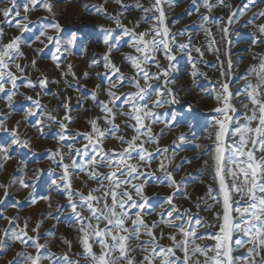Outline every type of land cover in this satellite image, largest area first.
Wrapping results in <instances>:
<instances>
[{
	"label": "snow or ice",
	"instance_id": "6c2138e0",
	"mask_svg": "<svg viewBox=\"0 0 264 264\" xmlns=\"http://www.w3.org/2000/svg\"><path fill=\"white\" fill-rule=\"evenodd\" d=\"M7 2L9 7L0 8V16L4 17L3 23L17 28L21 33L4 43L5 33L0 26V93L4 94L8 106L11 107L13 97L18 94L24 95L19 92L20 85L17 84L19 79L27 80L23 86L33 89L37 85L43 89L48 83L59 81H48L44 77L33 82L24 75L28 65L22 66L16 62L24 58L21 41L23 33L29 31V13L36 10L39 4L55 17L53 4L49 0H26L23 4L24 15L21 16L17 0ZM111 2L119 5L121 11L109 13L105 7L109 0H104L100 5H84L86 9L94 8L96 13L111 20L116 26L111 28L99 25V30L104 34L103 44L106 46L101 58L106 70L104 79L107 80L109 87L102 88L101 84H97L90 98L99 108L101 115L88 121L90 131L76 132L74 134L76 138L70 143L67 142V129L72 118L68 115L71 111L68 103L63 104L65 109L63 119L58 120L50 113L47 115V120L57 123L61 129L58 134V143L61 147L55 151L50 150L49 155L52 163L61 169L59 182L53 180L52 183L64 190L66 207L71 210L78 224L77 231L80 233L78 243L81 251L74 255L79 259H72L69 256L73 245L67 238L61 237V241L67 246L68 251L59 257L51 252L48 243H40L42 237L39 229L43 221L38 222L30 230L32 233L30 235L28 220L21 226L18 215L7 216L3 215L2 211L0 219L6 221L7 226L0 228V253L14 244L21 246V250L15 253V259L8 261V264H20L21 261L23 264H43L44 261L52 264L56 259L62 264H81V261L84 264H264V53L254 54L252 60L257 62L249 64L239 76H233L234 66L229 58L228 71H221V76H228L230 79L219 83L218 89L212 93L218 105L211 110L217 114L211 122L215 131L206 138L213 141L212 167L214 180L218 183V192L209 185L205 197H197L195 207L200 211H212L215 205L219 204L221 210L214 213L215 223H207L199 213L193 215L190 209L181 212L179 206L175 204V198L177 193L181 192L184 181L183 178L177 181L174 171L169 170L173 159L167 155L169 147L161 148L159 137L153 132V126L157 123L163 122L167 127H174L178 122L175 111L163 114L156 111L166 106L180 104V99L168 86L173 83L170 74L176 67L173 62L177 60V54L187 52L192 66V83L196 85V78L206 75L197 68L198 63L205 62L203 61L205 53L200 47H190L191 37L188 43L177 41V35L185 33L171 31L164 8L165 4L171 6L173 0H151L148 7L140 3V0H136L134 5H126L124 0ZM192 4L197 5L198 0H192ZM254 5L255 0H246L235 7L227 3V0H215V3L211 0H200L196 13L203 22L201 27L207 38V50L219 52L215 47V36L207 27L211 18L209 15L200 14V7L209 13L221 6L230 9L226 26L219 29L222 38H226L231 25L238 22V17L244 15L249 7ZM129 8L144 13L132 27H128L120 19ZM260 18H264V9L254 13L248 23H254ZM141 22L149 24V27L138 31ZM48 29L57 35H49ZM117 29L119 34H116ZM62 31L59 22L53 19L45 25L39 35L35 36L34 41L44 44V40L41 39L44 37L49 44L54 45L55 52L51 58L57 68L60 67V56L64 52L70 53L78 39L75 33L67 39H62L59 35ZM256 31L260 37H264V23L256 25ZM125 37L127 40H124ZM122 40L131 50L122 53L123 61L131 68L130 74L124 73L112 60V53L120 50ZM252 44H264V39H253ZM35 51L39 52L41 49ZM192 51L198 54L199 60L192 58ZM161 55L167 61L166 65L161 63ZM99 63L100 61L93 59L89 67L98 66ZM36 64L37 61L33 59L31 67L34 70ZM153 67L156 71H151ZM69 74L75 78L71 64L67 65V71L63 73ZM100 75L97 73L98 78ZM84 78H88L87 72L84 73ZM240 80L245 83L233 91L231 84ZM6 85L11 87L6 89ZM126 86L133 90L119 91ZM101 91L107 96L106 100L98 99ZM240 97L243 99H239L238 108L234 101ZM25 99L31 101L33 105V108L25 113V118L37 115L34 109L43 107L39 99L32 96H25ZM118 101L120 108L128 110L117 111ZM238 113L240 115H237ZM162 115L166 118L163 121ZM118 116L125 118V128L132 129L134 134L130 139H126L125 135H117L121 130V125L115 122ZM5 119L6 117L0 114V132L8 133L11 143L0 144L2 162L11 159L10 150L13 146L31 148V140L21 138L19 131L21 121H17L15 127L9 128ZM101 121L104 127H101ZM36 124L37 131L43 136L47 125L39 120ZM79 137H83L85 143L80 147H74V144L80 143ZM109 137L119 140L122 147L119 150L106 149L104 143ZM187 139V134L181 133L172 143L177 145L178 142L183 143ZM148 145H154V150H150ZM65 147L67 152L62 150ZM158 157L160 159L153 169L152 164ZM186 162L191 163L190 160ZM208 163L207 160L203 162L205 168ZM182 166L183 162L176 166V170ZM52 171L49 169V172ZM81 172L87 177L83 182L85 188L88 181L96 184L87 192L73 187V178ZM157 172L163 174L167 182L166 187L172 191L162 198L163 202L159 206L163 210L157 213L159 220L149 221L146 217L151 216L154 211L152 206L154 197L148 195L149 180L160 179L156 176ZM42 173V169H36L34 178L38 179ZM17 182L21 188L31 189L27 198L31 204L37 203L34 185L23 178L18 181L14 178L9 184H0V189L3 190L0 206L7 203L11 185ZM183 195L185 199H191L186 187ZM39 199L49 201L51 207L49 196H41ZM207 199H211L213 204L202 208L201 204H206ZM59 207L64 206L58 205V209ZM201 227L216 231L203 233L198 231ZM163 228L175 230L168 233L166 238L170 243L167 245L162 243L165 239ZM157 229L160 231L157 232ZM44 235L54 238L55 233L49 230ZM142 236L147 239L142 240ZM29 248L34 251H28ZM42 250H47V254Z\"/></svg>",
	"mask_w": 264,
	"mask_h": 264
},
{
	"label": "rangeland",
	"instance_id": "374dc122",
	"mask_svg": "<svg viewBox=\"0 0 264 264\" xmlns=\"http://www.w3.org/2000/svg\"><path fill=\"white\" fill-rule=\"evenodd\" d=\"M26 0H17L19 5V11L21 16L24 15L23 4ZM53 4V12L55 17L49 14L41 5H37L36 10L29 13V31L23 33L21 41V50L24 53L23 59H18L16 62L22 66L28 65L24 75L30 78L33 82L44 77L48 81H59V83H48L46 88H40L37 85L34 89L27 88L23 85L27 83V80L21 78L17 81L20 85L19 92L24 95H16L13 97L11 107L8 106V102L4 94L0 93V114L6 117L5 123L9 128L15 127L17 121H21L19 131L22 139L31 140V148L25 149L18 146H13L10 150L11 159L7 162L0 161L2 167H0V184H9L14 178L19 180L25 179L34 185V194L37 197V203L31 204L28 200V192L31 189H23L19 183H13L9 192L8 201L5 205L0 206V211L3 215L7 216H19L20 224L23 226L25 220H28L29 234L32 235L31 229L36 226L40 221H43L42 227L39 229L42 239L40 243H48L51 252L57 254L59 257L64 252L68 251L67 246L62 243L61 237L67 238L72 242V250L69 252V256L72 259H79L74 253L80 252L81 249L78 243V224L75 218L71 214V210L66 207L67 200L62 188H58L52 183L53 180L59 182L58 178L61 174V169L57 168L56 164L52 163L49 159L50 150L55 151L61 147L58 143V134L61 132L58 124L47 120V115L50 113L57 117L58 120L63 119L65 115V109L63 104L68 103L71 111L68 115L71 116L72 122L68 124L67 134L68 141L71 142L76 137V132H88L90 131V125L88 121L101 115L100 110L96 107L91 100V93L95 90L97 84H101L102 88H108L109 84L104 79L105 69L103 67L102 56L106 51V46L103 44L104 34L99 30V25L105 27L115 28V24L106 19L103 15L96 13L94 8L89 7L86 9L84 5H100L104 3V0H49ZM151 0H140L145 7L150 5ZM215 3V0H211ZM246 0H227V3L233 5H241ZM126 5H134L136 0H124ZM200 0L197 5L192 4V0H173L171 6L164 5L165 12L167 14V22L173 33L183 31L184 35H177V41L180 43H188L189 37H191V48L200 47L204 51L203 61L197 64V68L201 73L206 75H200L196 78V85L192 83V66L189 62L187 52H180L177 54V60L173 63L176 67L170 74V79L173 83L168 86L173 89L175 94L180 99V104L166 106L162 109H156L157 112L163 114L164 112L175 111L178 116L177 125L174 127H167L165 123L160 122L153 126V132L159 137V146L169 147L167 155L172 157V164L169 170L174 171L175 178L180 181L183 178V184L181 185V192L177 193L175 198V204L179 206L181 212L184 209H190L193 215L199 213L207 223H215L213 216L214 213L221 210V206L216 204L212 211H200L195 207L197 197H205L208 191V186L218 192V183L213 177L212 167V154L213 141L207 139L209 134H213L215 129L211 126V122L216 117V113L211 110L218 105L216 104L212 93L215 89H218V84L229 80L228 76H221V71H228L227 61L231 58L234 66L233 76L241 75L245 69L253 61L254 54L264 53V44L253 45V39H264L260 37L256 31V25L264 23V18L256 19L254 23L249 24L248 21L252 19L253 14L264 9V0H255V5L250 6L244 15L238 17V22H234L229 34L226 38H222L220 28L226 26V19L230 12V9L225 7L214 8L210 13L206 12L203 7H200V14H206L210 16V22L207 27L212 30L215 36L216 45L219 52H210L207 50V38L201 27L203 22L200 20L199 15L196 13V7L199 6ZM7 0H0V8L9 7ZM109 13H116L121 11L120 6L112 3L105 5ZM189 13H191L189 15ZM140 10L135 8H129L124 11V15L120 19L128 27H132L135 21L143 16ZM223 18V19H221ZM58 21L63 31L59 33L62 39L69 38L73 33L78 37L76 46L71 48L70 53L64 52L60 56V67L57 68L56 64L52 61V54L55 52L53 44H49L44 37V44L35 41V36L39 35L41 30L49 22ZM4 17L0 16V26L4 29L3 42L7 43L10 38L16 35H21L20 31L7 24L3 23ZM176 21L175 23H173ZM15 23V20H13ZM149 27L147 23H140L139 30H144ZM49 35H57L51 29H48ZM116 34H119V29L116 30ZM124 40H127L125 37ZM45 44L47 47H45ZM30 45V46H29ZM120 50L113 51L112 60L121 67V70L126 73H131L130 66L123 61L122 53L130 52L126 43L120 41ZM36 49H41L37 52ZM63 52V49L61 50ZM218 57V59H217ZM192 58L199 60L200 57L195 51H192ZM35 59L37 61L36 69L31 67V61ZM96 59L100 61L98 66L89 67L92 60ZM162 64H167V61L160 56ZM72 65V71L75 73V78L72 75H63L67 71V65ZM238 65V66H237ZM151 71H156L153 67ZM88 73V78H84V73ZM97 73H100V77H97ZM19 75V74H18ZM153 83H156L153 81ZM245 81L240 80L231 84V89L235 91L240 88ZM10 85H6V89L10 88ZM133 89L124 87L120 89V92H128ZM196 92V93H195ZM39 94V95H37ZM194 95V96H193ZM201 95V96H199ZM25 96H32L34 99H39L40 104L43 106L41 109H34L37 115L25 118V113L28 109L33 108L32 102L25 99ZM186 98L187 100H184ZM99 100H106L107 96L103 91L98 96ZM238 98L234 103L239 108ZM117 111H127V108H120V102H117ZM191 106V107H189ZM237 115H240L238 113ZM124 117L118 116L116 123L121 125V130L117 135H125L126 139H130L134 134L131 128L124 127ZM162 121L166 119L161 116ZM41 121L47 125L44 128V135L41 136L37 131V121ZM65 123H68L65 121ZM101 127H104L103 121L100 122ZM163 130V134H161ZM181 133H185L188 139L177 145H173L172 141L175 140ZM80 143L74 144V147H80L85 143L83 137H79ZM11 137L8 133L0 132V144H10ZM104 146L106 149L119 150L122 145L120 141L109 137ZM150 150H154V145H148ZM67 152V148H62ZM160 157L153 162L152 168L155 169ZM190 160L191 163L186 161ZM207 160L208 166L205 168L203 162ZM67 162V161H65ZM183 162V166L176 170V166ZM26 166V167H25ZM36 169H42L43 173L38 179L34 178ZM52 169V172H49ZM106 171V169H101ZM156 176L160 179H150L148 195L154 197L152 206L154 211L151 216H147L149 221L159 220L158 212L163 209L160 208V204L163 202V197L167 196L172 189L166 187V180L163 178V174L157 172ZM87 177L83 172L73 178V187L81 189L87 192L88 189L96 186L95 182L88 181L87 188L84 187V181ZM187 189V194L191 199L184 198V189ZM3 196V190L0 189V197ZM49 196L51 198V207H49V201L41 200L39 197ZM16 205L13 207L12 205ZM213 201L207 199V203L201 204V207H207L212 205ZM58 205L64 206L59 207ZM166 208L167 205H164ZM87 215V213H85ZM179 223V221H177ZM7 223L3 219H0V228L6 227ZM163 227V226H162ZM52 230L55 233L53 237H46L44 234ZM157 232L160 229L156 230ZM165 233V239L163 244L170 243L166 238L168 233L175 231L174 229L163 228ZM198 231L203 233L214 232L216 229L199 228ZM142 240L147 237L142 236ZM211 243V241H205ZM21 250L19 244H14L6 251L0 253V264H8V261L15 259V253ZM28 251H34L29 248ZM241 251H244L241 249ZM44 254H47V250H42ZM20 264H23L21 261ZM43 264H49V261H44ZM52 264H62L59 259H56ZM81 264H84L81 261Z\"/></svg>",
	"mask_w": 264,
	"mask_h": 264
},
{
	"label": "bare ground",
	"instance_id": "6f19581e",
	"mask_svg": "<svg viewBox=\"0 0 264 264\" xmlns=\"http://www.w3.org/2000/svg\"><path fill=\"white\" fill-rule=\"evenodd\" d=\"M196 93V92H195ZM194 96V95H193ZM199 96H201V95H199ZM184 100H187L186 98H184Z\"/></svg>",
	"mask_w": 264,
	"mask_h": 264
}]
</instances>
